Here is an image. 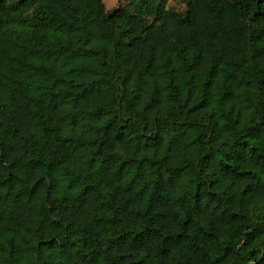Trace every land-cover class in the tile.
I'll list each match as a JSON object with an SVG mask.
<instances>
[{
  "label": "trees",
  "instance_id": "16d2710c",
  "mask_svg": "<svg viewBox=\"0 0 264 264\" xmlns=\"http://www.w3.org/2000/svg\"><path fill=\"white\" fill-rule=\"evenodd\" d=\"M0 0V264H264V0Z\"/></svg>",
  "mask_w": 264,
  "mask_h": 264
},
{
  "label": "rangeland",
  "instance_id": "374dc122",
  "mask_svg": "<svg viewBox=\"0 0 264 264\" xmlns=\"http://www.w3.org/2000/svg\"><path fill=\"white\" fill-rule=\"evenodd\" d=\"M108 9H111L119 4V0H104ZM170 5H174L178 8H182L180 0H169Z\"/></svg>",
  "mask_w": 264,
  "mask_h": 264
}]
</instances>
